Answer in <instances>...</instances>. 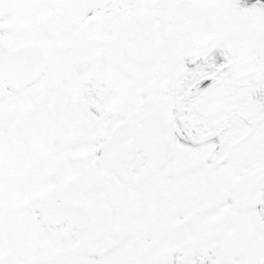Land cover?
<instances>
[{"label":"snow or ice","instance_id":"obj_1","mask_svg":"<svg viewBox=\"0 0 264 264\" xmlns=\"http://www.w3.org/2000/svg\"><path fill=\"white\" fill-rule=\"evenodd\" d=\"M0 264H264V0H0Z\"/></svg>","mask_w":264,"mask_h":264}]
</instances>
